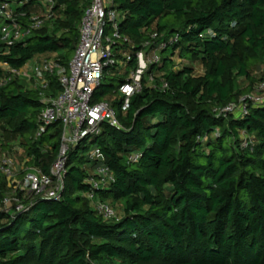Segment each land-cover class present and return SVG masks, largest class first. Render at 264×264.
<instances>
[{
  "label": "trees",
  "instance_id": "trees-1",
  "mask_svg": "<svg viewBox=\"0 0 264 264\" xmlns=\"http://www.w3.org/2000/svg\"><path fill=\"white\" fill-rule=\"evenodd\" d=\"M112 1L123 52L165 44L160 65L147 72L151 81L142 78L126 112L116 92L127 75L117 72L118 64L95 93L94 101L111 102L123 128L103 124L93 140L114 182L88 199L87 179L98 162L78 155L84 141L68 154L60 201L12 193L0 176V208L14 199L8 212L0 210V264H264V101L247 100L244 116L216 112L264 83V72L252 76L264 64V0ZM91 2L53 0L52 19L11 46L0 32V145L17 137L26 166L43 173L57 158L62 126L54 123L35 139L42 92L11 71L34 57L67 68ZM14 3L22 28L33 8L43 11L40 0ZM174 57L199 62L203 74L174 70ZM135 65L133 58L130 68ZM60 92L51 78L44 95ZM132 155L139 156L134 163ZM96 201L114 217L99 214Z\"/></svg>",
  "mask_w": 264,
  "mask_h": 264
},
{
  "label": "built area",
  "instance_id": "built-area-1",
  "mask_svg": "<svg viewBox=\"0 0 264 264\" xmlns=\"http://www.w3.org/2000/svg\"><path fill=\"white\" fill-rule=\"evenodd\" d=\"M40 1L42 14L33 15L28 28H22L18 23L22 14L17 13L12 7V0H0V19L3 21L0 32L3 42L11 46L52 19L53 0ZM156 36L153 34L151 38L154 39ZM123 41L125 39L119 33V14L113 8V1L92 0L81 19L78 44L67 68L59 60L50 59L11 71V77H21L27 82H33L42 92L41 101L45 108L39 116L35 139L41 138L47 128L54 123L62 126L60 148L49 172L43 173L36 167H27L22 171V179L18 187L23 196L34 195L45 200L60 201L68 154L72 147H76L82 141L97 138L103 124L117 131L123 130L111 102L94 101L95 93L102 86L104 73L117 64L115 59L123 62L125 70L130 69L125 81L118 86L116 92L120 99V111L124 113L129 108L130 98L141 91L142 75L146 67L160 65L159 52L165 47V44H160L155 49H149L150 43H146L142 50L132 55L128 51L121 50ZM145 49H149L147 55ZM118 56L121 58H117ZM133 58L136 65L130 68ZM51 78H55L61 87V92L54 98L44 95L49 88ZM148 78L151 81V75L148 74ZM163 87L165 88L166 85ZM259 89L264 90V83L259 85ZM247 100L253 104H261L264 101L260 96H246L236 105L217 110V115L244 116L247 114ZM250 145V141L242 143L244 149L248 148L252 151ZM138 158V155H132L128 161L134 163ZM89 159L98 162L94 172L87 179L90 186L87 197L90 201H94L95 192L113 183L114 179L109 168L102 163L103 158L98 150H94L89 155ZM0 176L8 183H13L17 177L15 159L9 153L0 157ZM12 201L14 199H6L0 210L8 212L12 208ZM94 208L106 219L114 217L113 210L105 203L96 201ZM15 209L20 211L23 206L18 204Z\"/></svg>",
  "mask_w": 264,
  "mask_h": 264
},
{
  "label": "rangeland",
  "instance_id": "rangeland-1",
  "mask_svg": "<svg viewBox=\"0 0 264 264\" xmlns=\"http://www.w3.org/2000/svg\"><path fill=\"white\" fill-rule=\"evenodd\" d=\"M14 1L15 0H12V7L14 8ZM32 12L36 13V15H41L42 12H41V8H39L38 6L33 8L32 9ZM148 50L149 49H145V55L148 54ZM161 57L163 56V54H160ZM44 58H36L34 57V59L32 61H30L27 65H34L36 63H38V60H42ZM72 59V58H71ZM116 62H117V72H120L122 73V71L125 69L124 66L122 65L123 62H121L120 59H115ZM40 62V61H39ZM184 67H190L192 70H193V76L195 77H198V76H201L203 74V68L201 66V64L199 62H194V63H189V62H185L183 60H180L176 57L173 58V69L174 70H179V69H182ZM150 68H147L145 69V73L142 75V78L145 77ZM126 71V75L130 72V69H127L125 70ZM264 72V64H261L259 66H257L256 68H254L252 70V76H254L256 79H259L262 75V73ZM20 80H23V78H19ZM29 84V83H27ZM102 84L103 85H108L109 83L106 81V80H103L102 81ZM240 86H245L247 83H245L244 81L240 82L239 83ZM30 85V84H29ZM255 93L252 95V96H260L264 99V90H260L259 89V86H255ZM115 99V98H113ZM104 101H107V100H101L99 102H104ZM2 140V146L0 145V157L4 154H11L14 159H15V166H16V174H17V177H15L14 179V182H10L9 183V186H10V189L13 192H15L16 190L17 191H20V188L18 187L19 186V182L21 181L22 179V171L27 168L26 166V162H27V159L24 158L23 156V153H22V150L20 149V146H19V141H18V138L17 137H12V136H8L6 137L5 139H1ZM94 139H89L87 140L86 142L83 143V146L84 148H86V151H83V150H79L78 152V155L79 156H84L85 159H89V155L94 151L96 150V143L93 142ZM21 192V191H20ZM24 195H26V193H23ZM9 200L12 199V196L11 197H8Z\"/></svg>",
  "mask_w": 264,
  "mask_h": 264
},
{
  "label": "crops",
  "instance_id": "crops-1",
  "mask_svg": "<svg viewBox=\"0 0 264 264\" xmlns=\"http://www.w3.org/2000/svg\"><path fill=\"white\" fill-rule=\"evenodd\" d=\"M15 4V3H14Z\"/></svg>",
  "mask_w": 264,
  "mask_h": 264
}]
</instances>
